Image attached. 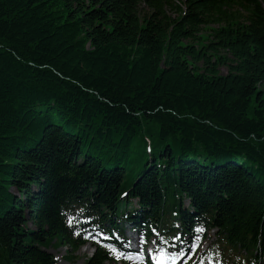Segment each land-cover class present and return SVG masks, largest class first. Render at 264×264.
I'll return each mask as SVG.
<instances>
[{
    "label": "trees",
    "instance_id": "16d2710c",
    "mask_svg": "<svg viewBox=\"0 0 264 264\" xmlns=\"http://www.w3.org/2000/svg\"><path fill=\"white\" fill-rule=\"evenodd\" d=\"M125 222L260 264L264 0H0V264Z\"/></svg>",
    "mask_w": 264,
    "mask_h": 264
},
{
    "label": "rangeland",
    "instance_id": "374dc122",
    "mask_svg": "<svg viewBox=\"0 0 264 264\" xmlns=\"http://www.w3.org/2000/svg\"><path fill=\"white\" fill-rule=\"evenodd\" d=\"M140 10H141V15H144L146 14L147 12H149V10L144 6V5H140ZM220 72L222 74H226L227 73V69L225 67H221L220 68ZM157 133V128L154 132V136L150 137V139L152 141H154L155 139V135ZM184 204L187 205V201L185 200L184 201ZM32 228V226H30ZM212 233H210L211 235ZM102 236H98L97 239H96V243L97 244H101L103 247H105V245L103 243H101V239ZM212 239L209 238L208 241L204 240V241H197V240H193L192 239V242H191V245L193 243L195 244H198V247H191V251L189 252L188 255H184L183 257H181L180 259L184 258L182 261H181V264H191L193 263L195 260H196V257L200 254V252L207 246V244L209 242H211ZM150 243V241H149ZM136 245L139 244V240L136 241L135 243ZM151 244V243H150ZM150 244H148L147 246V249L150 247ZM93 245H90V244H86L85 246H82L80 247L76 253H74V255L77 256L76 259H65L66 257V251H65V248L62 247V246H58V247H55V246H52V247H49V252H51L54 256V258L57 260V263L58 264H84V258L86 255H90L92 254L93 252ZM171 250L172 249H169V252L171 253ZM114 255V254H113ZM116 256V255H115ZM237 258H242V255L241 254H237ZM125 260V261H124ZM133 260H131L129 257L127 258H121V259H115L113 260L112 262H109V264H130ZM229 262L228 263H231L230 260H228ZM198 264H208L206 261H203V260H200L198 261ZM262 264H264V258L262 260Z\"/></svg>",
    "mask_w": 264,
    "mask_h": 264
},
{
    "label": "snow or ice",
    "instance_id": "6c2138e0",
    "mask_svg": "<svg viewBox=\"0 0 264 264\" xmlns=\"http://www.w3.org/2000/svg\"><path fill=\"white\" fill-rule=\"evenodd\" d=\"M69 223L71 224V220L69 221ZM198 231L203 232V229H198ZM153 232H155V229H153ZM156 235L159 237V233H156ZM89 238V237H86ZM173 243L170 245L171 248H176L177 247V241L180 244H183V241L181 240L180 234L178 233L177 235L173 236L172 238ZM193 240H199L200 237L199 236H195L192 238ZM146 243L145 239L143 236L140 237V244L141 246H143ZM153 243L155 244L156 242L153 241ZM163 243L167 244L168 241H163ZM191 247L195 248L198 247V244L193 243L191 245ZM158 251L157 253L154 255L152 250H149L148 256L150 259L154 258L155 259V264H166V260H171V264H178V261L180 260L181 257H183L184 252L181 249L178 252L175 253H169L167 251V249L165 248H161L159 246H157ZM112 253H116V259H121V258H127L126 255L122 252H119L118 249L116 248H112L110 250Z\"/></svg>",
    "mask_w": 264,
    "mask_h": 264
}]
</instances>
